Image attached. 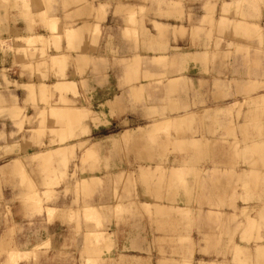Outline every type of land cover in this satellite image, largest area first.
I'll return each mask as SVG.
<instances>
[{"label": "rangeland", "instance_id": "rangeland-1", "mask_svg": "<svg viewBox=\"0 0 264 264\" xmlns=\"http://www.w3.org/2000/svg\"><path fill=\"white\" fill-rule=\"evenodd\" d=\"M145 2L149 8L125 12L135 20L133 30L124 34L133 47L127 52L121 48L114 60L121 70V91L112 125L91 108L86 117L75 109L68 118L65 108H52L65 104L56 93L41 97L42 108L31 96V116L26 108L15 118L0 110V123L15 122L11 127L0 124V264L20 259L13 250L29 252L18 264H168L179 256L180 264H264L259 253L264 247L258 246L264 243V0ZM171 36L179 43L170 46ZM48 40L43 45L41 39H21L16 41L19 49H7L27 62L74 51L68 40L64 52L56 48L61 39ZM132 54L137 57L125 58ZM192 65L201 79L196 84ZM181 76L173 89L171 80ZM10 85L0 86V95L10 92ZM72 86L64 83L56 90L63 96ZM15 87L27 92L23 85ZM46 92L42 87L41 94ZM69 105L78 107L80 102L74 99ZM90 128L96 129L92 135ZM9 129L14 132L7 133ZM126 132L131 137H124ZM59 142L73 145L65 160L45 164L34 157L59 147ZM93 145L95 153L88 156L86 150ZM203 148L213 153L212 171L199 167L208 162L200 158ZM231 158L239 159L243 168L237 170L234 164L228 170L223 160ZM16 159L21 167L11 171ZM93 177L98 179L91 181ZM228 191L233 199L237 191L242 195L244 207H234L239 213L234 220L188 219L200 216L206 206L224 213L227 205L221 195ZM178 195L187 199L188 209L145 206L154 199L173 202ZM171 216L184 222L179 249L152 252L164 244L155 234L176 233ZM212 222L215 232L208 225ZM231 225L234 233L225 234L223 229ZM146 226L147 254L140 248ZM241 230L242 241L251 246L237 250L234 238ZM226 238V249L213 250ZM200 244L206 249L194 257Z\"/></svg>", "mask_w": 264, "mask_h": 264}, {"label": "crops", "instance_id": "crops-1", "mask_svg": "<svg viewBox=\"0 0 264 264\" xmlns=\"http://www.w3.org/2000/svg\"><path fill=\"white\" fill-rule=\"evenodd\" d=\"M27 1L30 2L27 3ZM4 3L8 4L7 8H5ZM25 3L28 5L25 6L27 7L26 9L22 6V0H0V86L6 87L7 83L11 84L10 87H8L10 92L4 91L3 95H0V110L6 111L12 118H15L18 115L19 110L26 108L27 113L31 116V113H33V104L28 102L31 96L34 97L37 102L35 103L36 106L42 108L44 105L40 103L41 97H47V95H54V93H56V98L61 99L62 101L64 99L65 104L62 106H52V108H55L56 110L65 108L67 112L70 113L68 118L72 119L71 115L75 109L82 112L79 117H86L85 111L91 112L90 110H87L88 108H91L96 110L94 112L100 114V118L103 120L105 118L102 115L105 114L108 118V124L112 125L113 122L117 121V118L111 116L115 113L113 105L116 104L115 102L118 100L117 98H119L121 91L119 87L121 70L115 66L114 60L119 59L118 57L120 56H117L116 54L121 51V48L127 52L129 47H133V44L130 41L124 39V34H126L127 31L133 30L132 26H134L133 23L135 24V20L130 13H128L129 16H127L128 14L125 12H128L131 8H149L150 3L145 2V0H130L129 2L127 0H95V4H92L91 0H25ZM228 4L229 3H226V5ZM159 25L166 27L168 24L160 23ZM51 36L61 39V41L56 43L57 50L60 49L64 52L67 45L66 40H68L70 45H73L72 48H74V51L66 54H54L51 56V60L45 62L44 60L41 61L40 58L35 62H27L21 55H18L16 51H10L7 49L8 46H12L16 50L19 49L20 47L17 46L16 41L21 39L28 41L41 39L43 40V43L41 42V44H50L51 41L48 39ZM168 41L170 46L179 43V41H175L172 36ZM3 43H6L4 47L1 45ZM52 50L56 51L54 48H52ZM136 55L137 54H132L125 58L133 59L137 57ZM135 63H137V61H135ZM172 63L176 64L175 57H173ZM44 64L46 66H44ZM189 67V70L192 69L194 73V78H192L193 83L196 84L201 81L194 72L196 66L192 65ZM181 78L182 76L171 80L173 89L179 86ZM64 83L74 84V86L61 96L56 90V87L57 85ZM16 84L19 86H25L27 92L26 90L17 89L15 87ZM42 87L46 89V95L41 94ZM50 87H53L54 89H49ZM32 90H34V93ZM74 99H77V101L80 102V106L73 107L69 105ZM74 121L77 122L78 119ZM13 122L5 121L0 124L2 126L3 124H7L11 127ZM153 125L157 126L158 123ZM10 130L11 129L7 130V133L14 132ZM94 130L96 129L90 128L91 135ZM1 131L2 129L0 128V132ZM127 136L131 137L129 132H126L124 135V137ZM85 137L87 138L89 136ZM85 137H82L81 139H84ZM59 144V147L49 149L45 152H39L35 154L34 157L37 159L39 157L40 161L45 164L65 160L68 155V150L73 145H67V143L62 144L60 142ZM94 146L95 145L87 148L86 151L88 156L95 153ZM26 153L29 155V150H27ZM22 155H24V153ZM200 155V158L203 157L204 159H207L208 162L205 165L200 164L199 167H207L208 170L212 171L214 164L212 163L213 159L211 158L213 155L212 151L203 148L200 150ZM223 161L228 170L230 168L232 169L234 164L237 170L243 168V165L238 162L239 159L231 158ZM215 163L217 164L218 161ZM10 167L11 171L19 170L21 164L19 160L16 159ZM147 171L148 168L141 167L142 174L147 173ZM175 171L176 170L173 169L172 176L175 175ZM239 176V173H234V177L239 178ZM96 179H98V177H93L90 180L95 181ZM82 181L85 183L87 179H83ZM221 196L225 198L223 202L227 205L224 213H216L209 210L206 206L204 212L199 214L200 216L193 215V217H188V219L216 220L224 218L226 220H234L239 214H235L233 211L234 207L238 210H241L244 207L241 200V191H237L236 199L231 197L230 191L226 192V196ZM186 201L187 199H185V197L181 198V196L178 195L173 202L166 200L156 201L154 199L146 202L145 206H158V208L164 207L178 212L188 209ZM192 203L193 207L197 208L195 206V197ZM201 203H204V201ZM214 203L217 204L218 201H215ZM22 222L26 223L24 220H22ZM183 223L182 218L179 216H171L170 227L176 226V233H171L174 235H165L163 233L160 235L155 234V240L161 244L164 243L169 245L167 246L163 244L164 246L162 245L159 248H151L152 252H157L159 250L166 253L169 251L177 252L179 249L178 240L183 233ZM208 225L213 232L217 230V225L215 223L212 222ZM223 230L225 234L232 235L235 227H232L231 225V227H226ZM147 232L148 229L146 226V240L144 241L143 246L140 247L146 254L149 249L147 246L149 240L147 239ZM210 233L212 232H208L207 234ZM242 236L243 231L241 230L234 238V246L237 250L247 249L251 246L249 244H244ZM227 243L228 239L226 238L219 248L213 250L222 251L228 247ZM258 246L260 249H263L264 243L259 244ZM199 249L205 250L206 247H203V245L200 244L199 247L196 248V254H194V257L199 255L197 251ZM181 252L182 251H179V254ZM259 253L264 255V250H259ZM27 254H29L27 251L13 250L12 255H21L20 259L12 258L14 262L13 264H18V261L22 260V256ZM136 257L143 258V260L149 258L147 255H139ZM177 259L178 260L174 262L171 261V259L158 258V260L171 261V263L168 264H180L182 262L179 261L181 256ZM203 261L207 262L206 260Z\"/></svg>", "mask_w": 264, "mask_h": 264}, {"label": "bare ground", "instance_id": "bare-ground-1", "mask_svg": "<svg viewBox=\"0 0 264 264\" xmlns=\"http://www.w3.org/2000/svg\"><path fill=\"white\" fill-rule=\"evenodd\" d=\"M75 34V33H74ZM40 38V37H39ZM75 120V119H74ZM22 255V254H21ZM21 255H20V257H21Z\"/></svg>", "mask_w": 264, "mask_h": 264}]
</instances>
